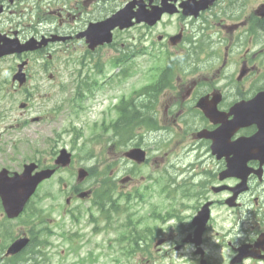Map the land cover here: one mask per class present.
Listing matches in <instances>:
<instances>
[{
    "label": "flooded vegetation",
    "instance_id": "1",
    "mask_svg": "<svg viewBox=\"0 0 264 264\" xmlns=\"http://www.w3.org/2000/svg\"><path fill=\"white\" fill-rule=\"evenodd\" d=\"M67 1L54 0V5L67 11ZM130 1L133 0H74L69 17L82 23L80 32L88 23L113 14L115 3ZM144 3L147 9H164L161 20L153 25L141 22L129 29L116 28L114 33L124 38L123 47L101 46L97 51L127 50L145 57L141 67L144 62L149 67L125 98L133 102L138 127L156 131L173 129L172 133L160 135L151 131L149 135L164 144L163 148L168 144H185L207 156L188 165L186 203L175 206L172 230L168 237L160 238L156 251L163 261L170 259L171 253L186 258V264H208L212 260L209 259L212 238L221 234L223 226L245 221L250 223L255 238H243L237 245L229 243L233 250L225 248L226 253L221 252L218 258L232 264L237 249L245 244L249 245L248 251L257 250L259 256H264V244L254 247L258 237L264 236V133L250 139L264 132V0H145ZM34 5V0H0V43L1 39L26 42L34 36ZM196 5L203 7L197 10ZM74 30L68 25L62 31L58 25L46 28L43 36L54 32L71 36ZM121 36L115 37L116 44ZM25 59H29L26 71L32 81V52L0 57V73L8 74L0 79V117L2 97L10 101L17 97L14 74L19 61ZM108 114L112 117V111ZM112 125L110 120L107 126ZM217 129H234L231 136L227 133L219 136L220 145H225L221 157L212 153V139L198 137L203 130ZM148 138L143 137L144 143ZM119 155L113 146L108 160ZM14 161V156L0 147V173L7 168L11 177L16 172L11 168ZM206 204L209 218L205 231L198 237L196 218ZM50 234L55 235L54 230L35 211L33 198L24 212L14 218L7 213L0 196V264L52 263ZM25 238H28L26 246L11 254V246ZM219 238L225 244L226 236ZM167 243L168 251L161 247ZM69 251L68 255L75 253ZM57 261L66 264L59 256ZM76 264L84 263L79 260ZM165 264L176 261L168 260Z\"/></svg>",
    "mask_w": 264,
    "mask_h": 264
},
{
    "label": "rangeland",
    "instance_id": "2",
    "mask_svg": "<svg viewBox=\"0 0 264 264\" xmlns=\"http://www.w3.org/2000/svg\"><path fill=\"white\" fill-rule=\"evenodd\" d=\"M66 3L67 8H72V6L76 3L74 0H68ZM52 4V3H51ZM47 4L51 11H59L58 7L53 4ZM86 8V7H84ZM118 8L117 4L115 5V9ZM54 22H40L39 19L33 20L36 25L34 29V33L39 31V33H44L47 28L53 29L59 25V27L63 30L67 29L68 25L74 27L75 32H78L80 28L83 26L82 23L78 19H74L72 16L69 17V13H66L64 17H61L59 20L56 13L52 18ZM53 34H59L54 32ZM60 35H63L61 32ZM75 36V35H74ZM80 41L75 37L73 39L67 40L65 42H55L51 46L53 61L51 62V72L55 75L54 80H50L48 77L49 73L43 71L40 66V62H34V95L31 98L30 105L31 108L28 111H24L25 109L20 108V103L28 101V98L22 94L17 93L16 100L13 102V111L7 119L3 118L0 123V133L1 138L0 142L3 144H8L9 142L15 143L14 147L16 150V154L14 156V163L11 167L17 170H22V164H24L31 155L36 159H41L47 161L51 156V153L55 150H59L60 147H66L71 149V151L76 155L74 165L60 173L56 178L48 182L41 189L40 194L47 193V199L41 200L40 206L44 209L48 210L51 213V217L47 219V222L58 218V210L65 206V198H67L69 192L68 188L74 183H78L77 181V169L79 167H89L97 164L98 158L103 159L101 162L100 168L103 172L99 176L94 178H87L82 182H79V186L83 188V190L95 189L92 197L87 199H78L73 204L74 208L81 212L80 215V223L79 224V232L83 234V239L85 238H94L98 239L101 235V230L104 229L105 224L109 221H112L113 227L118 228L121 227L126 222V218H128V213L126 207L129 208V215L132 217L139 216H148L149 213L153 210L155 205H160L162 198L159 197L156 190V185L154 179L160 174L163 176V172L159 173V169L166 170L169 168L170 163L176 161L180 157H183V161L187 158L193 157V154L185 155V149L180 148L179 146H175L172 144L166 145L163 148V145L160 141L154 140V136H150L146 140L145 148L148 150V160L146 165H138L136 163L127 161L125 159L119 160V167L114 171L111 175L112 177H116L117 179L131 177L130 182H124L122 184L118 183L114 188L112 196L110 195L109 187L108 194L106 197L105 205L100 209L96 205V200L99 199V195L96 194V190L99 188L102 180L105 178V165L104 162L106 160V156H103L101 153L104 150L107 155V149L110 148L106 143H100L95 145L94 152L95 158H88L90 155L89 151L79 150L83 143L91 141L94 136L92 134L91 129H94L91 125L98 124V121H101V115L99 113L103 111L107 106H113L117 104V99H109L107 101L106 91H100L95 93L94 96L87 98L82 105L84 109H78L79 118H76V113L73 109L67 106H63V108L56 112L60 105H62L63 101H70L74 97L75 86L77 83V70L80 68V64L72 63L69 61L70 58L77 61L79 58L85 56V51L79 50L75 51L74 47L78 46ZM68 50V51H67ZM111 53L106 54V57ZM102 57V61L105 63V53H101L98 57ZM155 55H153L154 57ZM47 58V57H46ZM145 58V57H144ZM144 58L137 57L138 61L144 60ZM137 60L136 63H137ZM153 65V63H151ZM149 67L148 64L144 62V65L139 70L140 74H137V70L129 77V80L123 87H126L123 93L130 92L133 86L138 84V76H143L142 74ZM132 73V72H131ZM129 73V75H131ZM8 74L1 72L0 79H5ZM63 85L65 88L63 89ZM120 85V86H121ZM8 88V86H6ZM2 93H8V91H3ZM9 99L3 100V108L8 107ZM43 117L48 116L49 119L41 121V122H31L29 125L24 121L27 119L31 121L34 117ZM27 125V126H26ZM81 127L80 129L84 132V135L81 137H77L72 133H63L62 131L67 128H71L72 126ZM56 132L61 135L62 141L57 143V145L51 147L52 145L48 144V140H54ZM110 133L105 136L110 137ZM167 135V134H166ZM75 140V142H74ZM27 142L25 144L24 142ZM17 147V149H16ZM37 150V152H35ZM88 152V154L86 153ZM179 155V156H178ZM167 158L166 162L160 164L159 159ZM184 164H180L178 167L181 171L185 167ZM177 170H173L175 176L181 172ZM180 178V177H177ZM106 184V183H104ZM125 185V186H124ZM130 193V194H129ZM128 194L130 197L128 198ZM130 199V203L128 202ZM143 200V201H141ZM111 201L110 203H108ZM113 206V208H111ZM144 211H140L144 208ZM137 214L133 215L134 213ZM69 223H72L70 218L66 219ZM146 222V224H148ZM153 224V221H151ZM77 226V225H76ZM74 225V229L76 227ZM98 227L101 229L98 230L95 235H92V228ZM76 230V229H75ZM123 229H114L108 236L111 238H117L121 235ZM103 236V235H101ZM52 242L57 246V250L53 255L50 256L53 264H57L58 256L60 257V261L62 258L68 254V250L70 247L73 249H77L80 247H84L86 244L83 242H74L70 244L68 241L63 242L62 237L58 238L53 237L51 239ZM82 241V239H79ZM65 249L64 254H59L61 249ZM86 248L83 249L82 253H85ZM117 256V255H115ZM73 260L72 258L67 259V262Z\"/></svg>",
    "mask_w": 264,
    "mask_h": 264
},
{
    "label": "water",
    "instance_id": "3",
    "mask_svg": "<svg viewBox=\"0 0 264 264\" xmlns=\"http://www.w3.org/2000/svg\"><path fill=\"white\" fill-rule=\"evenodd\" d=\"M130 7H132V5L127 6L126 8L119 11L113 17L107 19L104 22H100L97 25H93V26L91 25L89 30L86 32V34L88 36L87 39H88V42L90 43V46L94 47V46H96V44H99V43L111 42L112 30L116 26H120L121 28L131 26L133 24L132 19L134 17V14L130 11ZM151 12H149V13L144 12V13L136 14L137 20L138 21H142V20L154 21L155 18L157 20L159 18V15L156 17L155 12H152V13ZM48 41L49 40L47 39V40H44V41L38 43L37 40H33V41H30V42H28L22 46H17L13 42L5 43V44L0 46V54H4L7 50V48H9L11 50L10 52H15V51L22 52V51L31 50V49L35 50V49L42 47L43 45H46L48 43ZM22 67H23V65L20 66V72L18 74V78L23 82L25 80V75L21 72ZM141 155H142V153H141L140 149L139 150H133L130 152V156L134 157L135 159L140 158ZM61 161L63 162V165H68L70 162V155L64 151L63 156H61V158H60V162ZM43 173H45V172H43ZM85 174H86V172L84 170H82L81 175L84 176ZM44 177H45V174L39 176L37 179H34L32 186H31V184H32L31 181L22 182L19 184V186H22L24 188V192L18 193V195L15 194V196L12 193L13 198L15 197L14 201H17V205H15V206H18V208H20V209H17L15 207H11L13 215L19 214V212L21 211V209L23 207L22 204L25 202L24 198H26V196H29L33 192L36 184L38 182H40L42 179H44ZM20 200H22V201H20Z\"/></svg>",
    "mask_w": 264,
    "mask_h": 264
}]
</instances>
